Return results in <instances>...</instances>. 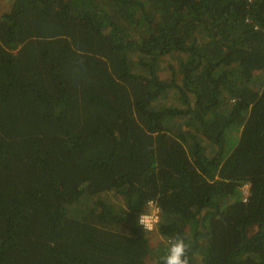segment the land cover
Returning <instances> with one entry per match:
<instances>
[{
  "label": "trees",
  "instance_id": "obj_1",
  "mask_svg": "<svg viewBox=\"0 0 264 264\" xmlns=\"http://www.w3.org/2000/svg\"><path fill=\"white\" fill-rule=\"evenodd\" d=\"M155 233L184 237L190 264H264V0L12 1L0 264H163Z\"/></svg>",
  "mask_w": 264,
  "mask_h": 264
},
{
  "label": "clouds",
  "instance_id": "obj_2",
  "mask_svg": "<svg viewBox=\"0 0 264 264\" xmlns=\"http://www.w3.org/2000/svg\"><path fill=\"white\" fill-rule=\"evenodd\" d=\"M129 209L126 210V213ZM160 209L153 199L144 202L142 211L138 214L137 226L142 228L143 232L151 233L157 230L160 223ZM189 246L182 236H177L171 240L167 247V254L163 257V264H190L188 258Z\"/></svg>",
  "mask_w": 264,
  "mask_h": 264
},
{
  "label": "rangeland",
  "instance_id": "obj_3",
  "mask_svg": "<svg viewBox=\"0 0 264 264\" xmlns=\"http://www.w3.org/2000/svg\"><path fill=\"white\" fill-rule=\"evenodd\" d=\"M12 1L14 0H0V14L7 10L10 6V4L12 3ZM186 57V54H183V53H179V54H173L171 56H168L166 58H164L162 61H161V64L163 65V70L160 69L159 72H158V75L160 78H163V79H168V75H169V69L168 67L170 65H173L174 67L177 66V64L179 63V61L182 59V58H185ZM160 64V65H161ZM257 77L259 78V75H257ZM260 84L259 83H256V89H259L260 88ZM160 99H163V103H165L167 106L169 105H177V103H175V97L172 99H170L169 97H166L165 95H162ZM165 99V100H164ZM223 102L226 103V100H224ZM230 104H232V102H229ZM185 122H188V119H185L184 120ZM182 127H183V124H182ZM235 133H238V130L237 131H234ZM234 134H231V135H235ZM228 138V139H227ZM227 138L225 139V142H228L231 144H234L236 142V140H233V141H229V135H227ZM234 139V137L232 138ZM108 199H111L109 200L110 203L112 204H116V205H120V200L116 197H112V196H108ZM90 204H92V201H90ZM84 205L86 207L87 205V202H84L82 203V207H80L81 209L84 208ZM186 230L190 231L191 228L190 227H187ZM149 242H150V246H151V249H152V252L150 255H149V259H152L153 257H155V250H157L158 248H162L161 250L163 251V254H166L167 253V247H168V240L162 238L161 236H159L158 233H155V234H152L151 236H149Z\"/></svg>",
  "mask_w": 264,
  "mask_h": 264
},
{
  "label": "built area",
  "instance_id": "obj_4",
  "mask_svg": "<svg viewBox=\"0 0 264 264\" xmlns=\"http://www.w3.org/2000/svg\"><path fill=\"white\" fill-rule=\"evenodd\" d=\"M239 188L241 191V195H243V201L246 202V196L248 195L249 185L244 184V185L240 186Z\"/></svg>",
  "mask_w": 264,
  "mask_h": 264
}]
</instances>
